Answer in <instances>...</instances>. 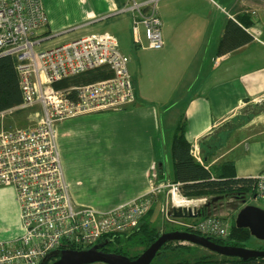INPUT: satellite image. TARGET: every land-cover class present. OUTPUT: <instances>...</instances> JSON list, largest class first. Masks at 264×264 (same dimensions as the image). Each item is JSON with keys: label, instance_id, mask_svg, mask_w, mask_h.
Wrapping results in <instances>:
<instances>
[{"label": "crops", "instance_id": "1", "mask_svg": "<svg viewBox=\"0 0 264 264\" xmlns=\"http://www.w3.org/2000/svg\"><path fill=\"white\" fill-rule=\"evenodd\" d=\"M208 1L212 6L202 0H176L160 13L166 52H146L167 56L177 50L178 58L168 72V56L164 64H156L146 79L151 87L144 90L130 73L134 103L56 124L58 151L76 204L109 210L153 187L172 184L171 144L182 119L201 165L232 163L238 179L264 176V0ZM43 2L48 26L39 35L51 36L47 45L93 32L115 35L123 25L131 29L130 15L119 13L128 0ZM223 10L235 15L253 40L218 56L230 21ZM153 76L160 80L159 90ZM174 79L177 86L169 89ZM217 134L222 137L217 139Z\"/></svg>", "mask_w": 264, "mask_h": 264}, {"label": "built area", "instance_id": "2", "mask_svg": "<svg viewBox=\"0 0 264 264\" xmlns=\"http://www.w3.org/2000/svg\"><path fill=\"white\" fill-rule=\"evenodd\" d=\"M159 2L128 0L119 12L131 17V40L137 49L166 47ZM223 11L243 27L235 15ZM47 26L43 0H0V57L17 58L23 91L21 104L0 112V187L14 188L23 229L18 238L0 237V264H42L53 252L88 250L103 244L107 236H125L163 192L162 187H153L135 200L104 211L74 202L58 151L56 124L92 112L121 110L134 103L135 90L130 59L114 35L93 32L47 45L51 36L39 35ZM102 67L111 71V77L70 90L55 88L57 82ZM36 107L43 117L35 126H3L7 117ZM252 180L251 192L233 196L237 198L234 210L264 205V176ZM169 187V192L181 194L174 183L164 193ZM219 217L224 216L199 218L187 227L202 236L225 239L231 225Z\"/></svg>", "mask_w": 264, "mask_h": 264}, {"label": "trees", "instance_id": "3", "mask_svg": "<svg viewBox=\"0 0 264 264\" xmlns=\"http://www.w3.org/2000/svg\"><path fill=\"white\" fill-rule=\"evenodd\" d=\"M252 40L253 38L249 33L230 20L224 28L217 55L223 56L231 53L247 45ZM109 77H111V71L107 67L97 68L79 76L57 82L55 88L62 89L67 86L87 85ZM22 101L23 91L20 84L18 60L15 56H2L0 57V112L13 108L21 104ZM186 133L187 123L182 119L176 127L171 144V157L174 168V180L172 183L179 184L182 196L185 198H199L215 194L240 197L251 190L254 180L236 178L235 167L232 163L230 165L221 164L212 168H206L207 166L201 165L192 153V144L189 142ZM146 215L141 219L139 227L133 233L125 236L111 235L105 237L101 243L106 244V248H110L108 252L126 256L127 254H125L122 244L125 240L131 239L135 235L141 236L140 243L147 249L163 233L179 230L192 232L191 229H171L172 227L162 232L160 228L145 220ZM219 218L225 221L230 220L232 224L230 227L231 233L227 238L215 240L218 244L247 248L248 242L255 239L249 230L237 228L233 217L224 216ZM259 250H264V247H260ZM204 251L207 250L197 245L170 242L161 248L152 264H264V259L243 261L238 258H229Z\"/></svg>", "mask_w": 264, "mask_h": 264}, {"label": "rangeland", "instance_id": "4", "mask_svg": "<svg viewBox=\"0 0 264 264\" xmlns=\"http://www.w3.org/2000/svg\"><path fill=\"white\" fill-rule=\"evenodd\" d=\"M175 1L176 0H160L158 4L159 12L161 14H164L165 11H167L168 7ZM202 1L207 2L210 6H212L208 0H202ZM216 1L219 3V0ZM40 36H44V35H40ZM114 37L117 38L120 49L130 59L131 61L130 73L131 75H134L135 82L141 90H144L146 87H151L146 82V79L149 78L148 75H150L151 69L153 70L155 69V67L157 66L156 64H161V62H163L164 64L168 56V63L166 64V71H167L168 65H170L171 62L173 64L176 63V58H178L179 52L177 50L171 51L166 56L159 54L157 55V53H149L146 51H141L140 49H135L131 40V29L125 27L124 25L121 27L119 32H115ZM165 50L163 49L164 52H166ZM156 52H160V51H156ZM159 81L160 80L158 77L153 76V82L156 88L155 90H159ZM177 83L178 80L174 79L168 88L173 89L174 87L177 86ZM73 87L74 86H67L62 89L70 90ZM13 116L7 117L4 120L5 125L3 126L5 128L33 127L42 120L43 114L41 108L36 107L35 109H32L30 111ZM216 137L217 139H220L222 137V134H217ZM164 164L166 165L167 168L166 162H164ZM165 170L168 171L167 169ZM167 185H169V183L163 184L158 187H162L163 188L162 191H164V188ZM169 190H171V187L166 188L165 193H163L161 197H158V199H156V202L152 210L146 215L145 220H147L157 228H160L162 232L169 230L171 227H172L171 229L173 228L189 229L187 225L192 223L195 224L197 220L174 219L169 215L171 208L174 206L173 196L176 194L174 192H169ZM180 196L182 195L180 194ZM212 196H216V195L214 194L206 197L190 198V199L197 201ZM231 196H235V195H231ZM182 197L184 198V196ZM0 200L2 201V203L5 202V205H3L2 208H0V213H2L0 215V234H1L0 236L3 239H13L20 237L22 233L20 235H18V233L21 230V222L20 220H18L17 216L15 215L16 194L14 188L10 186L0 187ZM260 206L264 209L263 204H261ZM227 221L230 223V225L232 224L230 220ZM138 227L139 226H137V228ZM230 233H231V229H230ZM14 234H17L18 236L16 235L14 237H11ZM140 241H141L140 235H135L131 239L124 241L122 247L124 249L125 254H127L126 255L127 257L132 259L137 258L146 250V248L141 245ZM260 247H264V242L255 239L249 241L247 244L248 249L256 250L259 249ZM204 252L210 253V251L208 250Z\"/></svg>", "mask_w": 264, "mask_h": 264}, {"label": "water", "instance_id": "5", "mask_svg": "<svg viewBox=\"0 0 264 264\" xmlns=\"http://www.w3.org/2000/svg\"><path fill=\"white\" fill-rule=\"evenodd\" d=\"M221 196L226 195L212 197ZM169 215L175 219L187 220L207 216H231L235 219L237 228L249 230L252 237L264 242V209L258 206H249L243 210L220 212L214 210L209 204H191L187 206H173ZM215 240L218 239L188 231H174L163 233L141 256L133 260L125 255L106 253L101 250L106 244H99L88 250H62L53 252L42 264H46L52 258L56 259L53 264H152L161 248L170 242L197 245L212 253L229 258H238L243 261L264 259V250L223 246Z\"/></svg>", "mask_w": 264, "mask_h": 264}, {"label": "bare ground", "instance_id": "6", "mask_svg": "<svg viewBox=\"0 0 264 264\" xmlns=\"http://www.w3.org/2000/svg\"><path fill=\"white\" fill-rule=\"evenodd\" d=\"M236 199L234 197H208L200 200H193L190 198H183L182 196L175 194L173 196V204L174 206H187L191 204H209L214 210L224 212V211H232L236 206Z\"/></svg>", "mask_w": 264, "mask_h": 264}, {"label": "flooded vegetation", "instance_id": "7", "mask_svg": "<svg viewBox=\"0 0 264 264\" xmlns=\"http://www.w3.org/2000/svg\"><path fill=\"white\" fill-rule=\"evenodd\" d=\"M137 228V227H136ZM136 228L134 229V230H132L129 234H131V233H133L135 230H136ZM180 231V230H179ZM129 234H126V235H129ZM212 238H214V237H212ZM214 239H218V238H214ZM102 251H104V252H106V253H113V252H108V250H110V248H106L105 246L101 249ZM112 250V249H111ZM144 253V252H143ZM142 253V254H143ZM141 254V255H142ZM140 255V256H141ZM139 257V256H138ZM137 257V258H138ZM132 259V258H131ZM134 259H136V258H134ZM156 259V258H155ZM133 260V259H132ZM56 261V259H54V258H52V259H50V260H48L47 261V263L46 264H53L54 262ZM154 262V261H153Z\"/></svg>", "mask_w": 264, "mask_h": 264}, {"label": "clouds", "instance_id": "8", "mask_svg": "<svg viewBox=\"0 0 264 264\" xmlns=\"http://www.w3.org/2000/svg\"><path fill=\"white\" fill-rule=\"evenodd\" d=\"M262 208V207H261Z\"/></svg>", "mask_w": 264, "mask_h": 264}]
</instances>
